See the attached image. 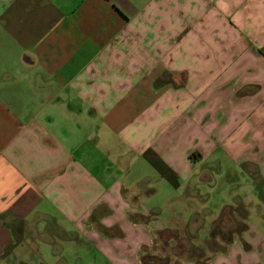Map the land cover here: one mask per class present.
Segmentation results:
<instances>
[{
  "label": "crops",
  "instance_id": "obj_1",
  "mask_svg": "<svg viewBox=\"0 0 264 264\" xmlns=\"http://www.w3.org/2000/svg\"><path fill=\"white\" fill-rule=\"evenodd\" d=\"M262 49L264 0H0L1 264L52 244L63 264H143L187 227L160 219L149 170L187 192L223 157L264 186ZM241 199L259 204L242 235L180 264H264V205Z\"/></svg>",
  "mask_w": 264,
  "mask_h": 264
},
{
  "label": "rangeland",
  "instance_id": "obj_2",
  "mask_svg": "<svg viewBox=\"0 0 264 264\" xmlns=\"http://www.w3.org/2000/svg\"><path fill=\"white\" fill-rule=\"evenodd\" d=\"M212 161L207 162L206 165L209 180L197 183L198 180L193 179L187 188V192H182L183 188L185 191V185L176 191L160 176L152 175L153 172L149 170L148 174L151 181L148 185L157 191L156 200L159 207L162 206L161 214H159L160 219L166 221L169 217H175L177 214V222L175 218L174 221L169 220L171 227H182V225L187 227L174 230L170 235L158 237L155 245L145 252L143 264H180L191 258L197 259L199 256H204L203 262H206L208 258L227 247V242L223 243L222 240L229 242L234 236L242 235V230L245 228V212L243 210H245L246 204L259 208L256 201L241 203V198L255 196L264 205V186L255 185L253 192H249L250 185L245 183L246 177L243 168L234 166L223 157L218 163L221 166L216 167ZM142 170L144 174L148 171L147 169ZM169 196H195V200L189 203V201H180L179 199L175 203H170L167 200ZM197 196L199 197L197 198ZM201 196H207L210 200L204 202L200 200ZM224 196L227 197L226 200H223ZM234 196L237 197L234 198ZM182 204L185 206L181 208ZM226 206L231 208L225 210L224 207ZM217 210L221 211V216L215 221V224L213 223V226L211 224L212 227L210 222H207L205 226L197 228L200 215L206 216L208 219V215H214ZM262 211L264 212V209ZM208 230L209 233H205ZM204 235H207V240L204 241L201 249L196 248L197 242L199 243ZM214 244L218 247L213 248ZM25 251L31 257L32 264H40L38 250ZM63 251V249H58L52 244L50 247L40 250V253L45 256V264H63ZM26 252L22 249L15 250L6 264H19L20 256L25 255Z\"/></svg>",
  "mask_w": 264,
  "mask_h": 264
},
{
  "label": "trees",
  "instance_id": "obj_3",
  "mask_svg": "<svg viewBox=\"0 0 264 264\" xmlns=\"http://www.w3.org/2000/svg\"><path fill=\"white\" fill-rule=\"evenodd\" d=\"M261 53L264 55V49L261 50ZM145 257V256H144Z\"/></svg>",
  "mask_w": 264,
  "mask_h": 264
}]
</instances>
